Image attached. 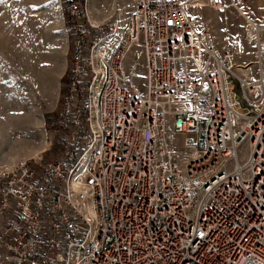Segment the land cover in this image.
<instances>
[{"label":"built area","instance_id":"1","mask_svg":"<svg viewBox=\"0 0 264 264\" xmlns=\"http://www.w3.org/2000/svg\"><path fill=\"white\" fill-rule=\"evenodd\" d=\"M63 1L58 159L0 157V264H264V75L241 101L186 1L131 0L107 32Z\"/></svg>","mask_w":264,"mask_h":264},{"label":"rangeland","instance_id":"2","mask_svg":"<svg viewBox=\"0 0 264 264\" xmlns=\"http://www.w3.org/2000/svg\"><path fill=\"white\" fill-rule=\"evenodd\" d=\"M183 1L189 4L198 26L208 29V45L215 56L222 61L226 52L233 54L231 81L235 91L241 101L252 100L259 94V87L254 95H249L247 84L259 81L262 74L254 65L258 54L256 37L251 33L247 36V30L252 29L251 22L262 28L259 35L264 41V12L256 4L257 0H222L224 10L212 12L202 7L201 14L194 7L195 0ZM236 5L242 13L235 8ZM129 8L126 3L122 11L99 13L104 20V29L109 31L115 21L125 24ZM66 22L63 0H0L2 160L31 157V151L40 147L45 149L51 141V150L41 156L46 161L58 159L57 142L53 139V129L48 126L57 120L67 81L63 75L68 68L72 45ZM245 47L247 56L244 57L241 51L244 52ZM138 51L130 54L134 58V67L128 70H131L129 76L142 87L143 55ZM241 68L246 71L242 78L235 71ZM203 102L208 105L207 94L203 95Z\"/></svg>","mask_w":264,"mask_h":264},{"label":"bare ground","instance_id":"3","mask_svg":"<svg viewBox=\"0 0 264 264\" xmlns=\"http://www.w3.org/2000/svg\"><path fill=\"white\" fill-rule=\"evenodd\" d=\"M194 3H195V6L194 7H197L200 10L199 11V14H201V8H202L201 4L203 3V0H195ZM256 4L261 8L260 10H262L264 12V2L262 0H257ZM87 5H88V12H87ZM87 5H86V12H87V16H88V19H89L90 23L93 26L101 25L104 22V20L102 19L101 16H99V10H98V6H97L96 1L95 0H89V2H88V0H87ZM235 8L237 10H239L240 13H242V10H240L237 7V5L235 6ZM100 13H101V11H100ZM263 16H264V14H263ZM249 26H251L252 29L250 31L247 30V36H248L249 33H251V34H254V36L257 38L259 36V32L262 30V28L256 27L252 22H251V25H249ZM244 37H243V43H244ZM241 53H242V55L244 57L247 56V49H246V47L244 49V52L241 51ZM260 58H261V55L260 54H257L256 61H255V63L254 62L253 63L255 65V67L261 71V74L264 75V61L262 60V58L261 59ZM212 60L214 62H216L217 60L221 61L216 56H214V58H212ZM235 71H236V74L238 76H241V78L244 77L243 75L246 73V71L244 70V68H241L239 70L237 69ZM132 82L135 83V84H137L135 81H132ZM257 84H258L259 89H261V80L257 81ZM43 150H44V147H40V149H38V150L31 151L30 154L33 155V156H38V155H41V153L43 152Z\"/></svg>","mask_w":264,"mask_h":264},{"label":"crops","instance_id":"4","mask_svg":"<svg viewBox=\"0 0 264 264\" xmlns=\"http://www.w3.org/2000/svg\"><path fill=\"white\" fill-rule=\"evenodd\" d=\"M95 1L97 3L99 13L100 11L101 12L122 11L124 10L126 3H129V7H130V2H131V0H95ZM137 52H139L138 48H135L132 54H135ZM142 64H143V61H142ZM130 67H134V58L131 55H128L126 58V72H127L126 74L128 78H131L129 76V72L131 70H128V68ZM131 80L134 81L135 80L134 77H132Z\"/></svg>","mask_w":264,"mask_h":264},{"label":"trees","instance_id":"5","mask_svg":"<svg viewBox=\"0 0 264 264\" xmlns=\"http://www.w3.org/2000/svg\"><path fill=\"white\" fill-rule=\"evenodd\" d=\"M77 1V3L79 4V6L81 7V8H84V0H76ZM66 25L69 27V29H71V25H70V23L69 22H66ZM105 31L107 32L108 31V28L107 29H105ZM57 126V121L55 120V122L54 123H50L49 124V126H48V128L51 130V129H53V128H55Z\"/></svg>","mask_w":264,"mask_h":264},{"label":"flooded vegetation","instance_id":"6","mask_svg":"<svg viewBox=\"0 0 264 264\" xmlns=\"http://www.w3.org/2000/svg\"><path fill=\"white\" fill-rule=\"evenodd\" d=\"M66 73H67V70H66L65 74L63 75V78H64V76L66 75Z\"/></svg>","mask_w":264,"mask_h":264}]
</instances>
